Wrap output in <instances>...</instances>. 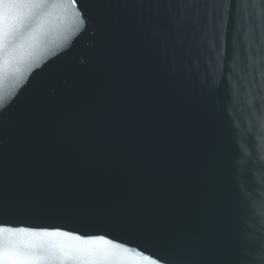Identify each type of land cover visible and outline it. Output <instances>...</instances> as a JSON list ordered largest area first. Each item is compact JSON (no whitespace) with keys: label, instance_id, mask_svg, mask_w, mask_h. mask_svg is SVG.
I'll return each instance as SVG.
<instances>
[{"label":"water","instance_id":"1","mask_svg":"<svg viewBox=\"0 0 264 264\" xmlns=\"http://www.w3.org/2000/svg\"><path fill=\"white\" fill-rule=\"evenodd\" d=\"M225 3L166 61L126 0L56 9L0 90V228L103 236L110 264H264V0Z\"/></svg>","mask_w":264,"mask_h":264},{"label":"snow or ice","instance_id":"2","mask_svg":"<svg viewBox=\"0 0 264 264\" xmlns=\"http://www.w3.org/2000/svg\"><path fill=\"white\" fill-rule=\"evenodd\" d=\"M84 2L81 0V4ZM126 5L148 41L161 51L164 61L169 60L175 47L181 48L184 55L187 34L194 28L210 25L213 19L221 23L226 7L225 0H126ZM56 9L70 11L75 26L81 23L82 12L77 11V0H0V90L10 75L13 86L18 83L23 78L22 69L38 62L47 51L46 47H41V41ZM5 100L6 95L0 94V103ZM0 233L8 234L0 241V264H110V253L89 245L98 240L113 249L122 248L103 236L67 247L57 239L67 237L80 241L82 238L58 230L35 232L2 227ZM15 233L48 239L35 245L18 246L8 239ZM123 251L128 249L123 248ZM143 259L148 264H197L180 251L159 254L155 259L144 256Z\"/></svg>","mask_w":264,"mask_h":264}]
</instances>
